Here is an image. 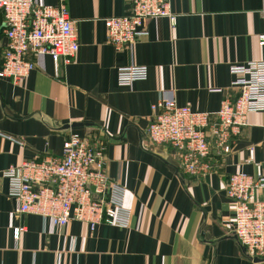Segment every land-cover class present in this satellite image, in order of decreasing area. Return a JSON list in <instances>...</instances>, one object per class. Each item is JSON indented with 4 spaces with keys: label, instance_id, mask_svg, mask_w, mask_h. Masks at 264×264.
Returning <instances> with one entry per match:
<instances>
[{
    "label": "crops",
    "instance_id": "crops-1",
    "mask_svg": "<svg viewBox=\"0 0 264 264\" xmlns=\"http://www.w3.org/2000/svg\"><path fill=\"white\" fill-rule=\"evenodd\" d=\"M34 1L64 3L79 48L68 64L29 52V76L0 78V264H264L244 256L225 192L227 177L254 175V163L264 176V110L247 114L229 151L212 146L199 175L185 174L172 147L144 136L162 98L213 113L237 96L229 67L264 59V0H170L175 21L146 20L126 50L107 42L104 19L128 15L127 0ZM6 43L0 11V64ZM127 65L147 67L146 79L118 85L117 69ZM71 123L81 124L61 128ZM70 133L102 145L108 177L126 190L127 227H59L15 212L3 170L58 159Z\"/></svg>",
    "mask_w": 264,
    "mask_h": 264
},
{
    "label": "built area",
    "instance_id": "built-area-1",
    "mask_svg": "<svg viewBox=\"0 0 264 264\" xmlns=\"http://www.w3.org/2000/svg\"><path fill=\"white\" fill-rule=\"evenodd\" d=\"M130 13L104 19L107 42L116 50L128 49L145 33L146 20L166 18L175 21L170 0H127ZM7 40L0 64V78L12 83L25 79L34 68L29 52L47 54L56 64L70 63L79 45L64 3L39 5L34 0H0ZM264 45V35L258 36ZM147 67L127 65L117 69L120 86L145 80ZM232 85L238 94L224 99L213 113L198 112L162 98L151 105L152 119L144 132L153 145H169L175 151L180 169L189 175L203 173L213 146L219 152L229 145L250 112L264 110V59L231 65ZM57 158L22 161L10 165L2 175L7 194L17 214H34L59 227L78 221L90 230L105 224L127 227L130 211L124 205L125 188L105 171L102 145L88 136L70 133L62 142ZM250 160L252 150L250 149ZM255 174L236 172L227 177L226 196L233 213V234L250 260L264 259V176L259 163ZM23 227L15 228V236Z\"/></svg>",
    "mask_w": 264,
    "mask_h": 264
},
{
    "label": "water",
    "instance_id": "water-1",
    "mask_svg": "<svg viewBox=\"0 0 264 264\" xmlns=\"http://www.w3.org/2000/svg\"><path fill=\"white\" fill-rule=\"evenodd\" d=\"M81 123H71L70 125L68 124H65L63 125L61 128H68V127H76V126H79ZM261 259H258V258H254L253 261H260ZM264 260V259H262Z\"/></svg>",
    "mask_w": 264,
    "mask_h": 264
}]
</instances>
